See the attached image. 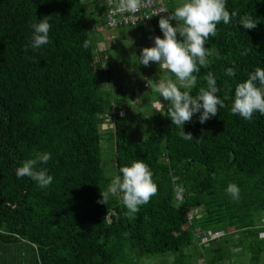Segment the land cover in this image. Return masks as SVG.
<instances>
[{
	"label": "trees",
	"instance_id": "16d2710c",
	"mask_svg": "<svg viewBox=\"0 0 264 264\" xmlns=\"http://www.w3.org/2000/svg\"><path fill=\"white\" fill-rule=\"evenodd\" d=\"M226 10L237 15L207 40L212 55L189 91L196 96L207 89L205 77L212 73L216 95L229 99L205 123L200 113L185 123L192 140L180 136L169 105L157 129L138 142L128 140L125 117L112 122L116 176L143 160L158 188L129 214L119 192L106 205L98 202L110 183L102 173L100 131L108 114L97 43L81 0H0V264H129L130 256L166 253L175 256L174 264H188L192 253L201 264H227L235 249L249 254L247 264H259L264 115L255 112L248 121L233 115L231 106L236 85L264 69V0H226ZM245 14L258 21L255 29L239 25ZM46 16L51 43L33 49L30 25ZM228 68L235 76L226 75ZM112 107L121 110L112 104L110 113ZM45 152L51 159L37 167L53 177L50 186L17 178L23 161ZM230 184L239 187L238 199L228 193ZM197 231L224 236L199 246ZM10 250L16 253L11 258Z\"/></svg>",
	"mask_w": 264,
	"mask_h": 264
},
{
	"label": "clouds",
	"instance_id": "9594fccd",
	"mask_svg": "<svg viewBox=\"0 0 264 264\" xmlns=\"http://www.w3.org/2000/svg\"><path fill=\"white\" fill-rule=\"evenodd\" d=\"M107 4L110 15L136 14L142 8L143 0H107ZM163 13H168L159 19L163 38L150 37L154 39V46L142 50L140 64L147 67L150 62H156L160 68L167 69L178 80L179 83L174 82L171 77L161 79L155 83L154 88L160 97L168 102V116L172 123L181 129L182 139L192 140V134L184 131L185 123H191L195 113H200L199 122L205 123L215 117L219 109L225 107V100L229 99L228 96L221 99L216 95L220 89L212 73L205 77L207 89L200 88L196 96L191 95L189 90L197 83L195 74L200 72L201 67L208 65V57L212 55V50L205 47L207 40L217 35L218 24H229L237 13L230 14L226 10V0H186L173 12ZM157 14L160 13L154 15ZM49 19L50 16H46L30 25L34 30L30 43L33 49L51 43L49 32L52 25ZM173 20L176 21L175 26L170 23ZM257 24L258 21L250 14H245L239 19V25L245 29H255ZM178 34L182 39H178ZM89 46L90 42L85 40L84 47ZM235 74L234 68L226 70L228 76ZM162 106L161 102L158 103L157 109ZM231 112L248 121L252 120L255 112L264 115V69L257 67L245 81L236 85ZM50 159L51 154L45 152L37 153L35 158L23 161L22 166L16 169L17 178L27 176L41 189L47 188L52 184L53 177L48 174L47 169H38L37 166L47 164ZM120 172L122 177L116 176L107 189L101 191L102 199L98 202L106 205L109 198L119 192L128 213L135 214L139 211V206L147 204L157 194V185L153 182L149 166L143 160H136L130 166L120 168ZM227 191L234 199L239 198L240 189L237 185L230 184Z\"/></svg>",
	"mask_w": 264,
	"mask_h": 264
},
{
	"label": "rangeland",
	"instance_id": "374dc122",
	"mask_svg": "<svg viewBox=\"0 0 264 264\" xmlns=\"http://www.w3.org/2000/svg\"><path fill=\"white\" fill-rule=\"evenodd\" d=\"M86 20L90 24L92 21H97L101 24L103 20L102 4L99 0H81ZM186 0H168L167 12H173L176 7L185 3ZM166 13L164 16H167ZM159 19L154 20L153 31L144 30V27H138L136 30L132 28H124L118 30H105L106 38L104 40L109 48V55L115 60L114 68L107 72L108 80L102 81L100 84L101 91L104 95V106L107 111L105 117V126L100 128L102 134L101 140V158H102V173L104 180L110 181L116 177V162H115V145L110 135L114 131L112 125L116 116L119 118L125 117L127 122V138L130 142H138L145 139L149 134L157 129L161 122L162 114L168 106V102L160 97L155 91L154 85L161 79H167L172 75L167 69L160 68L156 62H150L149 66L140 64V55L142 50L140 46L150 48V42L154 43V39L150 37L160 36L163 38V33L159 28ZM175 26L176 21H170ZM92 31V30H91ZM137 34H141L139 38ZM104 35V34H103ZM91 39L97 41L98 37L93 32L90 33ZM178 39H181L178 34ZM172 80L179 83L172 75ZM110 81V84H109ZM123 90V91H122ZM184 91V89H181ZM121 95L124 98L120 100L118 109L115 112L112 107L114 95ZM162 103L163 106L157 109V104ZM117 108V107H115ZM110 113V114H109ZM117 196V194H116ZM114 196V197H116ZM193 249H190L192 251ZM192 253V252H191ZM16 253L10 250L8 257L15 256ZM12 260V259H11ZM10 260V261H11ZM129 264H174L175 256L172 253H166L164 256H146L142 258L129 257ZM249 254L241 249L232 251L230 261L227 264H247ZM188 264H201L197 256L192 253L188 259ZM259 264H264V254L261 256Z\"/></svg>",
	"mask_w": 264,
	"mask_h": 264
},
{
	"label": "built area",
	"instance_id": "2783aa9c",
	"mask_svg": "<svg viewBox=\"0 0 264 264\" xmlns=\"http://www.w3.org/2000/svg\"><path fill=\"white\" fill-rule=\"evenodd\" d=\"M103 5L104 22L107 29L117 30L119 28L129 27L136 29L140 25L147 24L161 16H164L167 11V1L168 0H143V6L140 11L136 14L122 13L115 16L110 15L109 5L107 0H100ZM155 13H160L154 15ZM140 38L141 34H137ZM140 49H143L141 46ZM177 200L182 201V192L178 191ZM187 217V222L190 224L191 217ZM223 232H213V231H197L194 233L195 241L199 246L209 244L210 242L219 240L223 237Z\"/></svg>",
	"mask_w": 264,
	"mask_h": 264
},
{
	"label": "crops",
	"instance_id": "0c3cea01",
	"mask_svg": "<svg viewBox=\"0 0 264 264\" xmlns=\"http://www.w3.org/2000/svg\"><path fill=\"white\" fill-rule=\"evenodd\" d=\"M153 22V21H152ZM91 26H92V32L94 34H96V36L98 37L97 41H96V51H95V63L97 64L99 70H100V66H101V70L103 71V81L106 82L107 77H106V73L109 72L114 68V63L115 60L112 59L111 55H109V48L104 40V36L106 35L105 30H107L106 26L104 25V20L101 21V24L98 23L97 21H92L91 22ZM141 27V26H140ZM142 27H144V30H148V31H153L154 29V23H147L146 25H143ZM124 29V28H121ZM120 30V29H119ZM115 31V30H113ZM104 34V35H103ZM105 39L107 40L106 36ZM151 47L154 46L153 42L149 43ZM141 47V46H140ZM143 49L145 48L144 46H142ZM141 49V50H143ZM173 75V74H172ZM172 75L169 77H172ZM110 84V81H109ZM111 85V84H110ZM123 91V90H122ZM113 100L112 103L113 105H115L116 107H118L117 105L119 104L120 100H122L124 97L119 95L117 96L116 94H113ZM125 99V98H124ZM105 126V124H104Z\"/></svg>",
	"mask_w": 264,
	"mask_h": 264
},
{
	"label": "bare ground",
	"instance_id": "6f19581e",
	"mask_svg": "<svg viewBox=\"0 0 264 264\" xmlns=\"http://www.w3.org/2000/svg\"><path fill=\"white\" fill-rule=\"evenodd\" d=\"M99 1H100V0H99ZM100 3L102 4L101 1H100ZM102 8H103V5H102ZM102 12H103V9H102ZM103 18H104V13H103ZM159 18H160V17H159ZM157 19H158V18H157ZM155 20H156V19H155ZM153 21H154V20H153ZM151 22H152V21H151ZM149 23H150V22H149ZM144 25H145V24H144ZM140 26H142V25H140ZM140 26H138V27H140ZM138 27H137V28H138ZM124 28H129V27H124ZM137 28H136V29H137ZM119 29H121V28H119ZM132 29H134V28H132ZM136 29H135V30H136ZM117 30H118V29H117ZM220 232H221V231H220ZM223 236H224V235H223Z\"/></svg>",
	"mask_w": 264,
	"mask_h": 264
}]
</instances>
